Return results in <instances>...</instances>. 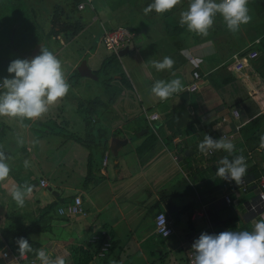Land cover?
I'll use <instances>...</instances> for the list:
<instances>
[{
  "label": "crops",
  "instance_id": "crops-1",
  "mask_svg": "<svg viewBox=\"0 0 264 264\" xmlns=\"http://www.w3.org/2000/svg\"><path fill=\"white\" fill-rule=\"evenodd\" d=\"M143 1L147 3V0H136V7L139 3H143ZM187 2L182 1L180 4H187ZM216 2L219 3L220 0H216ZM104 5H109L110 9L114 11L117 2L111 0L108 4ZM247 7L249 9L251 6ZM95 10L94 7L92 11ZM249 15L251 16L249 23H252L253 16ZM133 16L137 15L129 13L126 16L127 20ZM172 16L175 17L173 20H171ZM168 17L164 15L161 23L164 29L160 30V40L158 39V42L163 46L160 44L159 49L153 47V41L149 39L148 35L133 28L131 25L136 27L137 24H131L132 22L126 23L127 26L115 23V25H119L105 28L103 23H108L106 16L100 20L96 15H92V20L89 22L101 23V30L102 28L106 30L116 28L129 29L135 35L131 44L139 37L140 44L142 43L145 46L140 49L141 52L138 57L132 60L133 62L129 58L130 48L129 53L124 57L129 64L131 73L134 71L132 73L133 80H135L134 85L136 83L142 89L141 111L143 117L144 111L159 115L158 121L151 122L150 124L144 118L145 120L141 121L143 124L140 128L147 130L146 133L140 134L141 137L149 132L158 137L160 142L156 143V145L153 142L152 146H148L149 148L146 150L148 152L152 148L158 149L160 150L158 155L153 156V152H151L146 157L147 160H144V163L142 161L145 157H143L141 164H138V159L143 153V150L141 152V147L146 141V136L145 138H140L141 143H139L137 148L139 153L136 152V157L134 158L126 157L127 152L125 151L122 152L124 153L123 158L119 154L121 149L120 144H127L128 141L126 143L123 141L119 143L117 155L115 156L111 149L102 155L101 148H94L93 154H91L92 151L89 148V153H86L85 157V166L88 172L90 155H93V164L95 165L94 175L89 178L92 183L88 184L86 182L87 184L82 185L83 189L79 194L66 195V191L72 190L74 185L60 181L57 179L56 173L61 170L62 165L67 166V164L74 162L79 150H75L74 152L68 151L73 146L70 145L63 150L61 156L53 157L56 143L51 144L49 141L45 147L39 146L37 143L33 144L34 138H43V135L40 133L42 131L41 127L44 124L51 122V125L54 126L48 127L47 135L50 138L56 137L57 132L54 129L58 126V122H66L65 124L69 125V121L65 116L56 114L58 107L55 104L49 105L48 111L41 117L26 118L24 121L19 119L21 117L0 116V153L4 156L9 154L10 159L4 158V162L9 165L17 161L20 163L17 172H24L23 177H21L20 174L13 172L16 169L14 166H11L9 176L4 181H0V250H3L5 253L9 252V257L0 259V264H8L9 260H13L14 264H41L39 259H17L19 253H15L7 245L2 234V229L12 221L29 225L41 219V215H44V209L50 203H53L57 197L62 199L63 202L55 209L56 220H51L47 223L48 218H43L45 219L44 225L43 219H41L42 224L47 226V231L42 234H33L30 236V239L42 245L41 250L50 254V260L54 261L58 256H63L66 264H85L86 259H88V249L93 248L91 244H98L101 240H103V244L98 254L99 258L97 257L89 264H127L125 263V259H128V261L131 259L129 264H132L131 261H134L138 256L144 259L143 264H176L178 262L187 264V254L201 234H218L221 227L231 220H237L244 224L248 221L244 211L245 205L240 206L241 211L234 210L223 201L219 191L216 194H210L207 191L211 181L215 178L216 162L214 159H210V156L198 153L197 148H195L196 145H193V143L189 144V142L198 135V132L194 129V125L197 122L198 129L206 125H212L213 130L218 131L220 135L223 132H230L227 139L233 141L236 147L235 150L237 151L252 150L251 148L256 146V143L264 136V122L259 123L257 128L252 129V127H249L251 128L249 136L252 137V141H249L248 144L243 140L242 133L238 130V127L242 124L251 123V120L246 118L245 110L254 115L260 114V107L254 102L253 96H255L254 92L255 94L257 93L258 100H260L259 103L264 102V82H258L260 85L257 87L258 83L249 81L247 75H244L245 78H241V74H238L240 77L239 81H234L233 71L235 73L240 72L234 69L233 64H230L231 60L249 52V49L256 48L255 51L260 53V57L257 61L251 63H254L261 73L264 74L262 67L264 62V24L255 23L253 26L249 23L243 24L240 26L239 31H237L239 33H233L228 30L225 22L213 23L207 36L194 34L186 26L181 30L176 29L173 36L170 23L173 25V23H179L180 21L181 12L179 4L175 6V9ZM261 20L264 22V18ZM260 24L263 27L258 29L261 26ZM89 30L90 27L86 25L80 34L69 41L70 43L63 39L65 41L63 45L76 43L85 34L90 35L93 40L98 38L99 42H101L102 32L95 36ZM6 33L3 29H0V40L6 37ZM225 36H227L226 39L230 37L232 42H227ZM60 37L61 35H58L53 37V39L57 41ZM214 38L217 41L219 40L221 44L219 45V42H215ZM176 45L177 48H175ZM134 49H137L136 46ZM97 50L95 48L93 50L94 53ZM52 53L59 61H62L63 66L66 65L65 70L62 71L65 72V80L69 83L74 78L76 82L78 78L75 75V71H78L79 65L83 62L81 55L79 53L72 55L62 54L61 48L59 51L57 50ZM20 56L25 59L22 54ZM165 56L171 57L174 60L173 67L157 71L152 66V61H162ZM138 62L142 64V67L139 68L140 73L143 72L141 73L142 80L138 77L136 78L138 74H135L139 66ZM95 68L98 69L96 65H93V72L97 71ZM194 70L200 73L202 79L199 81L198 90L190 92L187 87L194 82ZM1 72L3 71L0 70V83H2L5 77L10 78L13 75L2 76ZM81 78L84 77L81 76ZM120 78L115 77V80L119 81ZM177 78L183 83L184 87L182 91L174 93L164 100H161L152 93L151 89L156 81L168 83ZM130 84L131 86L133 85L131 81ZM255 87L260 91L254 90ZM131 89H133V86ZM74 90L76 94L67 92L65 96L58 99V102L67 108L76 105L78 108L73 107L80 110L82 108L81 99H78V102L76 100L75 103H71L67 99L71 96H74V99L81 98L80 86ZM2 91L3 89L0 88V92ZM249 91H253V94L248 95ZM119 103L121 104L122 100H119ZM232 103L239 104H237V108H231L230 104ZM126 106L132 108L128 102ZM99 107L103 108L101 105ZM235 109L239 112V119L235 118L232 114V111ZM61 114H63V111ZM93 122H97V119L94 118ZM36 125L39 127H35ZM98 131L99 134L96 132L95 135L103 138L102 136L105 133L102 132L101 128ZM37 133L39 134L37 135ZM91 133L88 131L89 136L92 135ZM74 134H77V132L74 131ZM74 134L65 135V137L67 136L66 138L63 137V140L57 141L59 142L58 146L65 147L68 142H73ZM245 135H247V132ZM105 138H109L110 145V135H106ZM171 138L172 143L169 146L167 141ZM27 139H29L28 142ZM119 139L122 140L121 138ZM67 152H69V155H67ZM130 152L134 154L132 150ZM36 156L46 161L50 160L54 164L50 168L41 170L43 174L39 178L35 177V173L31 167V164H37L38 167L40 165ZM29 157L31 164L26 161ZM163 160L165 164H163ZM166 161L168 162L166 163ZM178 172L183 179L182 181ZM41 179H46L48 189L52 190V197L50 199L46 197L42 203L35 199L36 192L34 191L44 188L40 186V183L35 185V182H40ZM15 184L19 189L24 184L30 185L31 190L24 196L23 207L17 205L12 198L11 192ZM195 185L200 186L199 190L194 188ZM190 188L193 189V194L189 192ZM249 195L251 197L254 196V191ZM75 197L82 198L84 214L76 217L59 215L58 209L74 201ZM201 204L207 205L204 217L199 220L203 221L204 227L195 228V222L191 223L190 217L192 211ZM159 212H164L174 222L175 233L171 237H168L169 240L162 237L166 242H164V245H176L180 243V246L175 249L172 248L171 252L166 253L164 245H161V242L155 243L153 241L154 246H156V249H154L155 254H152L149 259L147 255L141 254V242L148 241L151 237L153 240L158 239L155 236L161 238V236L154 232V218ZM186 227L190 228L191 235L188 237V245L185 246V242H183L182 236L178 232L181 234L185 233ZM104 233L106 234L104 235ZM94 237H99V239L93 242ZM112 238L114 242L116 241L114 250L110 252L109 247L104 252L105 255L100 256L106 243H110L111 246ZM24 257H26V254Z\"/></svg>",
  "mask_w": 264,
  "mask_h": 264
},
{
  "label": "rangeland",
  "instance_id": "rangeland-1",
  "mask_svg": "<svg viewBox=\"0 0 264 264\" xmlns=\"http://www.w3.org/2000/svg\"><path fill=\"white\" fill-rule=\"evenodd\" d=\"M85 1V0H84ZM87 1V0H86ZM111 0H93V5L95 7V11H92L91 5H88L87 9L85 11H77L72 9V2L73 0H0V29H3L5 32H7L6 37L4 39L0 40V70L2 76L8 75V66L12 60L15 59H23L20 54L13 48V38L15 36L16 39V48L21 50L22 52H29L30 46L35 43L36 41H40L42 39L46 40V44L41 49V52L43 49L47 48L49 51H59L61 48V53L66 55H72L79 53L81 57L83 58V61L88 62V66L90 69H93V65H96L98 69L95 68L94 71L95 74L98 76V80L92 79V78H81V76H76L78 79L75 82L74 78L69 83V90L68 93L76 94L74 92L78 86L81 88L80 97L76 98L74 96H71L70 98H67L70 100L71 103H75L76 100L78 102V99L80 100V103L82 105V108L80 110L75 109L74 107H77L76 105L70 106L67 108L65 105H61L58 100L55 104L57 108L56 114L62 115L67 118L69 121V125L58 122V126L55 127L54 131L57 132L55 138H50L48 133V127L52 126L51 122L44 124L43 127H41V135L42 137L34 138L33 144L37 143L39 146H46V144L50 141L51 144L56 143V148L54 151L53 157L61 156L63 154V150H65L68 146L73 145L68 151L74 152L75 150H79L78 155L74 159L75 161L72 163L67 164V166H61V170H59L56 173L57 179L60 181H63L65 183L73 184L74 188L72 190H67L66 195H76L81 192L82 185L87 184L86 178L88 177V172L85 166V157L86 153H89V148L87 145H83L77 140H72L73 142H68V144L65 147L58 146L59 142L63 140V137L65 135H69L70 133L73 134L74 131L77 132L76 135L80 136V138L85 139L86 141H92L94 140L93 137L88 135V131L92 132L94 135L100 128L102 129V132H104V136L110 135V139L112 138V135L114 137L121 138L122 140L127 139V144H120V151L119 154L124 157L123 151L127 152L126 157L134 158L136 157L137 148L139 146V143H141L140 138H145L151 135V132L148 134H144V136H140L138 132H140L142 129V122L144 120V117L142 115L141 111V94L142 89L139 85L135 83L133 80L134 71H130L129 64L127 63L125 57H121L120 59H117V61L113 62L109 67L107 65V70L103 71L102 64L105 59H107V56H111V54L105 50L102 42H99V39L93 40L92 37L88 34L83 35L76 43L69 44V45H63L65 41L66 36H61L57 41H54L53 37L52 39H46L45 36L49 35V31L52 27L51 21L53 19L54 13L59 12V20L63 21L65 19H68L70 17V21L76 22L80 21L83 25H87L90 27L89 32H93L95 36L102 32L100 26L101 23H89L92 20V15L98 16V18L101 20L104 16H106L108 23L104 22L103 25L105 28H108L109 26H117L119 24H123L124 26H127L126 23L131 24H137L136 27L134 25H131L133 28L140 32H144L146 35H148L151 41H153V47L156 49H159L160 42H158V39L160 38V30L164 29V26L161 25L162 20L164 19V15L162 13L157 12H149L145 14L144 9L146 8V3H139L136 7V0H115L117 2L116 9L113 11L110 9L108 4ZM187 2V4H179L180 6V12L186 11L188 9L190 0H181V2ZM247 6H251V4H247ZM91 7V9H90ZM62 10V11H60ZM102 10V11H101ZM104 13V14H103ZM129 13H134L137 16L129 17V20H127V15ZM103 14V15H102ZM91 16V17H90ZM169 18V17H168ZM173 20L175 17H171ZM263 18V17H262ZM224 19L221 14L217 13L214 17V24L215 23H223ZM115 23H119L116 24ZM255 23H263L261 20V17H255L252 19V26ZM110 24V25H109ZM171 29L173 32V36L175 34V30L179 29L181 30L185 26H181L180 23H170ZM15 25V26H14ZM177 28H175V26ZM261 29L263 27L262 24H260ZM12 26H14L12 28ZM217 26V25H216ZM187 28V27H186ZM126 29V28H125ZM15 30L17 31L15 34ZM128 30L131 34H133L134 39V33L132 31ZM98 31V32H96ZM184 31V30H183ZM194 34H197L193 32ZM230 33V32H229ZM239 33V32H237ZM209 34V32H208ZM231 35V34H230ZM238 35V34H237ZM185 36V34H183ZM207 36V35H206ZM167 37V35H166ZM227 36H225V40L229 43L232 42V39L229 37L226 39ZM48 38V37H47ZM140 38L137 37L133 44H131V51L129 53V58L132 60L138 57L139 53L141 52L140 49L142 47H145L140 44L139 42ZM160 40V39H159ZM215 42H219L214 38ZM62 41V43H60ZM5 42V43H4ZM40 41L39 43H41ZM44 43V42H43ZM55 44V46H53ZM137 44V45H136ZM221 42H219V45ZM162 45V44H161ZM50 46V47H49ZM136 46V50L134 49ZM163 46V45H162ZM175 46V45H174ZM97 50L96 53H94L93 50ZM177 48V45L176 47ZM138 51V53H136ZM68 57V56H67ZM61 62V69L62 71L65 70V66H63L62 61ZM139 66L137 67V71L135 74H138L136 78L139 79L142 78L143 72L140 73V69L142 66L141 62H138ZM263 69H264V62H263ZM94 70V69H93ZM98 73V74H97ZM65 74V72H63ZM14 75V74H13ZM123 75L127 77L128 80H130L133 83V89L128 88L125 84H123L121 81H116L115 77H119ZM83 79V80H82ZM85 79V80H84ZM129 81V82H130ZM131 86V87H132ZM136 86V87H135ZM254 90H258L257 87L254 88ZM249 94H253V91H249ZM78 95V94H77ZM73 99V100H72ZM94 99H101L103 103L107 104L106 108L101 107H94L93 110V117L92 112H90L91 107H88L87 102L89 103V100ZM109 100L111 103H109ZM119 100H122V103H119ZM129 103L132 108H129L126 106V103ZM145 105V104H144ZM62 108V109H59ZM78 108V107H77ZM70 109V110H69ZM63 111V114L61 112ZM260 113L264 114V105H260ZM246 118L251 120V122L256 121L260 115L259 113L257 115L251 114L248 110L246 111ZM264 115H261L262 117ZM96 118L97 122H93V119ZM21 121L26 120V118L21 117L19 118ZM264 118L262 120H259V123H263ZM251 124V123H249ZM259 126V125H258ZM35 127H39L36 125ZM54 127V126H52ZM74 130V131H73ZM39 133H37L38 135ZM63 134V135H62ZM67 137V136H66ZM65 137V138H66ZM29 139H27L28 142ZM26 141V139H24ZM126 141V142H127ZM63 142V141H62ZM124 142V143H126ZM160 142V140L155 141L156 143ZM99 149V148H98ZM135 154H132L130 151ZM153 152V156H156L160 153V150L152 148L148 152L145 151L142 153V156L138 159V164H141V161L143 157L142 163H144V160L146 161V157L149 153ZM67 155H69V152H67ZM145 155V156H144ZM3 157L5 159H10V155L7 154V156ZM38 159V163H40L39 167L37 164H31L30 157L26 160L28 163L30 162L31 167L33 169V172L35 173V177L39 178L43 172L41 170H45L46 168L52 167L54 164L52 162L46 161L43 158H40L39 156H36ZM165 160V159H164ZM162 161L163 164H165V161ZM161 162V163H162ZM168 161H166L167 163ZM160 163V164H161ZM15 164V165H14ZM19 162H12L9 164V167L14 166L16 170H13V172L20 174L21 177H23L24 172H17L19 170ZM138 166V165H137ZM55 173V172H53ZM181 181L183 180L180 173L178 172ZM95 178V176H94ZM51 181H53L51 179ZM7 183V182H6ZM92 183L91 180L88 181V184ZM15 186H17L15 184ZM199 185H195L194 188L199 190ZM55 189V187H53ZM13 189V188H12ZM30 188V185L24 184V186L20 189L24 196L28 194V191ZM36 192L35 199L37 201H45V198L47 197L50 199L52 197V190H49L48 188H41L39 190H34ZM189 192L193 194V189L190 188ZM251 197V195L246 196V198ZM246 200H243V203ZM242 203V205H243ZM12 207V206H11ZM55 210L51 211L49 215L44 216V218H48L49 223L51 220H56V214L54 213ZM42 216V215H41ZM76 217V216H75ZM43 224L45 225V219H43ZM195 228H201L204 227L203 221L195 222L194 223ZM242 229H245V225L241 227ZM178 234L185 242V246L188 245V237L191 235L190 228L186 227L185 233ZM155 238H158L156 240H153L152 237L148 241L141 242V254L147 255L148 258H151L152 254H155L154 249H156V246H154L153 241L155 243L161 242V245H164L165 239L159 238L158 236H155ZM166 240H169L167 238ZM166 243V242H165ZM180 246V243H177L176 245L166 244L164 245V250L166 253L171 252V249L178 248ZM130 260L125 259V263L129 264ZM132 264H143L144 259L140 256H138L134 261H131ZM160 264V263H158ZM176 264H182L181 262H178Z\"/></svg>",
  "mask_w": 264,
  "mask_h": 264
},
{
  "label": "clouds",
  "instance_id": "clouds-1",
  "mask_svg": "<svg viewBox=\"0 0 264 264\" xmlns=\"http://www.w3.org/2000/svg\"><path fill=\"white\" fill-rule=\"evenodd\" d=\"M180 3L181 0H153V3L149 4L144 9V12L147 14L155 10L157 13H164ZM247 4L248 0H220L219 3H217L216 0H190L188 9L181 13L179 23L182 27L186 25L189 31L206 36L209 29L213 26L214 17L219 13L222 15L228 30L236 33L239 31L241 25L247 24L251 20ZM91 7L94 10L93 0ZM104 31L110 30L102 28V36ZM247 53L236 59L243 58ZM245 61L255 62L243 60L242 64H244ZM173 65L174 60L168 56H165L162 61H152V66L157 71L171 69ZM7 71L9 74L14 75H11L10 78L5 77L2 84H0V88L3 89V91L0 92V116L24 117L28 119L39 118L48 111L49 105L56 103L57 100L65 96L69 90V85L66 83L61 69V62L47 48L43 49L41 54L37 55L31 61L19 58L12 60ZM183 87L182 81L177 78L168 83L156 81L151 91L155 96L164 100L168 99L174 93L182 91ZM145 113L149 115L156 114L144 111V118H146ZM229 134L230 132H223L222 135H220V140H213L211 137L205 136L203 141L198 145L200 154L211 157L213 153L218 150H225L229 154L233 153L236 147L232 140L227 139ZM224 135L226 138H223ZM260 147L264 148V136L261 137ZM212 149L217 150H214L210 155L207 154ZM219 163L223 166L217 168L216 175L218 177L224 179V181H235L237 184L243 182V177L247 173L248 165L246 163V158L242 154L236 156L232 161H230L228 157H223ZM9 172L10 167L4 162L3 154L0 153V181H4L9 176ZM221 190L222 184L219 191L220 195ZM11 195L17 205L21 207L24 206V194L20 191L18 186L13 187ZM76 198L77 197L74 198V201ZM247 199L248 197L246 200ZM242 203L235 209L241 211L240 206ZM245 204L246 201L243 205ZM168 219L170 218L168 217ZM191 223L194 222L191 221ZM246 224H248V221L245 224L240 222L239 226L242 227ZM16 243L19 245V257L24 256L27 252L33 251L29 241L24 237L18 238ZM192 247L195 249L196 253L194 264H264V217H261L255 223L254 231H223L218 235L203 233L195 240ZM6 255L7 254L3 252V250H0V259H4ZM49 255V253L43 250L37 253L41 264H66L63 256H58L53 261L49 259ZM27 258L28 255L26 254L25 259ZM8 264H14V261L9 260Z\"/></svg>",
  "mask_w": 264,
  "mask_h": 264
},
{
  "label": "trees",
  "instance_id": "trees-1",
  "mask_svg": "<svg viewBox=\"0 0 264 264\" xmlns=\"http://www.w3.org/2000/svg\"><path fill=\"white\" fill-rule=\"evenodd\" d=\"M82 1L83 0H73L72 9L77 10V11H82V10L78 9V4ZM248 2H249V4H251V7H249V14H251L253 16V18L259 16V17H261V19H263L264 18V0H248ZM151 3H153V0H147L146 4L148 6ZM174 9H175V7L169 11L162 13V14L165 15V17H168L171 15V13ZM60 11H62V10H60ZM153 12H155V10H153ZM59 16H60L59 12L54 13L53 19L51 21L52 27L49 31L50 34L45 36L46 39H50V38L52 39V37H56L58 35H61V36H66L65 40H66V42H69L72 39H74L78 34H80L85 27V25H83L82 22H80V21H76V22L70 21V17H68V19L61 21V20H59ZM16 32L17 31L15 30V34H16ZM40 41L44 42V45L46 44V40L42 39ZM40 41H36L35 43H33L30 46L29 52H22L21 50L16 48V39L14 36L12 46L19 54H22V53L23 54H31L35 45H37ZM130 45L131 44H129V48L131 50ZM255 49L256 48H252V49H249L248 51L253 52V51H255ZM40 54H41V51L39 52L38 55H40ZM242 55H240V56H242ZM117 59H118V57L116 55H111L107 59H105L103 66H102L103 71H106L107 65L109 67L113 62L117 61ZM231 61L232 62L230 64L235 65L236 59H233ZM263 61H264V56H263ZM238 72H240V73H235V71H233L234 81L235 80L239 81L240 77L238 74H241V78H245L244 75H247L249 78V81H251V82L252 81H254L255 83L264 82V74L261 73V71L254 65V63L245 61L244 64H242V68ZM75 75L80 76L78 71H75ZM120 77L121 78L119 81H121L123 84H125L128 88H131V84H130L129 80L127 79V77H125L123 75H121ZM260 83L257 84V87H259ZM254 95H255V96H253L254 102H256L258 104V106L260 107V105L263 104L264 102L259 103L260 100H258V94L257 93L255 94V92H254ZM263 100H264V98H263ZM109 103H111L110 100H109ZM87 104H88V107L92 106V108L90 110V112H92V113H93L94 107H97V106L99 107L100 105L103 106V108L107 107V104L103 103L101 99L91 100V102H89ZM237 104H239V103H234V104L232 103V104H230V107L231 108H237L236 107ZM93 115H94V113L92 114V117H93ZM261 115H264V114L260 113V115H258L259 118L256 121L251 122V125H249L248 123H244L238 127V130L242 133L243 140L247 144L249 141H252V139H251L252 137L249 136V134H251V128H249V127H252V129L257 128L259 125V120H262L264 118V116L260 117ZM194 129L198 132V135L195 137V139H193L191 142H189V144L193 143V145H196L195 148H197V150H198L199 143L201 141H203L205 136H209L213 140H220L221 139L220 133L218 131L213 130L212 125H206L205 127L198 129V122H197L196 125H194ZM246 132H247V135H245ZM97 133L99 134L98 130H97ZM91 134H92L91 137H93L94 140L89 141V142L83 138H80V136H78L76 134H74L73 139L79 141L83 145H87L88 148H90V150L92 151L91 154H93L94 148L95 149L101 148V154L102 155H104V153L107 150H110L109 138H105V137L101 138L99 135L96 136L93 133H91ZM155 141H158V137H156L153 134L146 137V141H145V143H143V146L141 147V152H142V150H143V152H145L149 148L148 146H152L151 144H153V142H155ZM167 142H168L169 146H171L172 138L168 139ZM184 142H186V140H184ZM256 144H257L256 146L251 148L252 150H242V151L234 150L233 153H231V154H229L226 151L218 150V151H215V153L210 157V159L212 158L215 160L216 165H217L216 166V171H217L218 167L223 166L222 164L219 163V161L223 157H228V159L230 161H232L235 159L236 156L242 154L245 158L246 157L251 158V159L246 160V163L248 165L247 173H251L255 177H257L260 175V173L262 171H264V148L260 147L261 140H259ZM198 153H200L199 150H198ZM215 154H217V155H215ZM93 160H94V156L90 155V164H89L88 175H87L88 178L86 179V182H88L90 180L89 178L93 177V175H94L95 165L93 164ZM223 181H224V179H221L220 177H218L215 174V178L213 181H211V183L209 185V189L207 191L210 192V194H216V192L220 191L221 184ZM62 202H63V200L60 199L59 197H57L53 203H50L48 205V207H46L44 209V215H42L40 218L43 219L44 216L49 215L50 212L52 210L54 211L57 207H59L62 204ZM41 219H38L37 221H34L29 225L21 224L19 222H15V221L9 222V224L6 225L2 229V234H3V237H4L7 245L13 251H15V253H18L19 245L16 243V240L20 237H24L25 239H27L29 241V244L31 245V247L33 249L32 252H27L25 254H27L28 258L31 260L38 259L37 253L42 249V245L36 241L31 240L30 236L33 234H42V233H45L47 231V226H44L42 224ZM239 224H240L239 221L231 220V221L225 223L221 227V230L218 232V234L223 232V231H240L242 228L239 226ZM102 244H103V240H101L98 244H95V245L91 244V246L93 248H91L90 250L88 249V254H87L88 259H86L85 264H89L91 261H93L97 257L99 258L98 254L100 252ZM115 246H116V241L114 242V239L112 238L110 252L112 250H114ZM106 255H108V254H106ZM103 260H105V259H103Z\"/></svg>",
  "mask_w": 264,
  "mask_h": 264
},
{
  "label": "built area",
  "instance_id": "built-area-1",
  "mask_svg": "<svg viewBox=\"0 0 264 264\" xmlns=\"http://www.w3.org/2000/svg\"><path fill=\"white\" fill-rule=\"evenodd\" d=\"M88 5H92V0H85L78 4L79 10H84ZM133 41V34H131L125 28H117L110 31H104L102 36V44L106 51H108L112 55H116L118 57V53L120 50L129 46ZM260 57V53L258 51H254L251 53H247L243 58L236 59L235 69L240 70L242 68L243 60H251L256 61ZM119 58V57H118ZM194 82H192L187 89L191 92L198 90L199 81L202 79L200 73L196 70L193 71ZM2 84V83H0ZM232 114L235 118L239 117L238 110L232 111ZM145 117L148 120L149 124L158 120V114H147L145 113ZM221 127V126H220ZM223 138H226L224 135ZM214 150H210L207 154H212ZM108 158V156H107ZM251 159V158H247ZM40 186L47 188L48 183L46 179L40 180ZM254 191V196L249 197L246 200V196L251 194ZM221 198L223 201L231 208H237L243 200H246L245 204V213L248 218V224L245 225V229H241L240 231H254L255 223L261 218L264 217V172H261L259 176L255 177L253 174L248 173L243 177V182L237 184L232 180H225L222 183L221 190ZM207 205L201 204L196 207L191 214L190 220L195 222L201 220L206 213ZM59 215L61 216H76L83 215L84 208L83 202L80 197H77L74 202L69 203L65 206H62L58 209ZM154 232L159 236L164 238L170 237L175 233L174 230V222L168 219L167 215L163 212L159 213L155 216L154 219ZM106 233H104L105 235ZM217 235V234H213ZM99 237H94L93 242L97 241ZM104 249L100 256H104V252L109 249L110 243H106L104 245ZM6 257H9V252H6ZM195 249L193 247L187 254V264H194L195 259ZM19 260L25 259L24 256L17 257ZM36 264V263H33Z\"/></svg>",
  "mask_w": 264,
  "mask_h": 264
},
{
  "label": "water",
  "instance_id": "water-1",
  "mask_svg": "<svg viewBox=\"0 0 264 264\" xmlns=\"http://www.w3.org/2000/svg\"><path fill=\"white\" fill-rule=\"evenodd\" d=\"M44 43H38L37 45H35V47L33 48L32 52L30 55H24L23 57L29 61H31L33 58H35L39 52L41 51V49L43 48ZM129 53V47H125L124 49L120 50L118 53V57H124L126 54ZM78 72L82 77H86V78H92L95 80H98V76L90 69V67L87 64V61H83L79 67H78ZM147 130H141L140 132H138V134L140 135L141 133H146ZM126 142L127 140H120L119 138L113 137L110 140V149L113 152V155H117V151H118V147H119V143ZM39 182H35V185H38Z\"/></svg>",
  "mask_w": 264,
  "mask_h": 264
}]
</instances>
